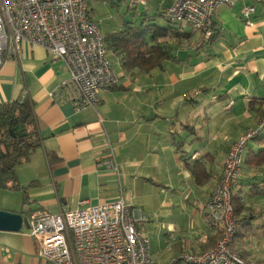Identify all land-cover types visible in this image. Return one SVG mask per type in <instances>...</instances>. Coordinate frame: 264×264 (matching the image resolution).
I'll use <instances>...</instances> for the list:
<instances>
[{
    "label": "crops",
    "instance_id": "0c3cea01",
    "mask_svg": "<svg viewBox=\"0 0 264 264\" xmlns=\"http://www.w3.org/2000/svg\"><path fill=\"white\" fill-rule=\"evenodd\" d=\"M152 1L156 11L144 12L166 28V21L156 18L172 0ZM95 2L89 0L88 12L99 21ZM252 5L255 11L245 23L242 13ZM170 27V55L160 67L126 70L106 49L118 83L99 91L95 109L76 110L61 86L68 76L63 62L41 46L24 42L19 55L3 63L0 104L30 99L42 143L17 166L16 188L2 180L0 209L28 220L35 209L58 213L83 199L98 204L122 197L138 212L143 223L137 222V229L148 238L158 264L215 244L220 234L204 221L205 202L222 174L229 144L264 111V0L219 6L214 14L218 35L201 40L199 48L193 45L197 38L181 37L180 29ZM182 38L193 44H179ZM106 136L118 173L102 164L108 157ZM198 161L209 174L202 184L191 171ZM262 177L264 170L243 165L235 192L248 207L241 223L249 225L231 248L263 264L264 196L249 194L248 185ZM38 252L28 226L0 230V264H48Z\"/></svg>",
    "mask_w": 264,
    "mask_h": 264
},
{
    "label": "built area",
    "instance_id": "2783aa9c",
    "mask_svg": "<svg viewBox=\"0 0 264 264\" xmlns=\"http://www.w3.org/2000/svg\"><path fill=\"white\" fill-rule=\"evenodd\" d=\"M148 1L130 0L129 5L138 7ZM234 3L235 0H172L163 15L173 26L189 25L203 41H208L216 30V9ZM88 5L89 0H0V67L19 55L22 43L41 46L63 62L68 76L61 86L69 92L76 110L95 109L99 91L115 86L118 76L107 56L99 22L90 17ZM254 11L253 5L245 8V23H249ZM263 127L264 115L227 148L221 178L204 207L205 223L220 234L215 244L199 252H181L166 264H259L229 247L236 233L230 198L241 175L248 142ZM105 146L108 157L102 164L118 173L107 136ZM136 213L133 204L122 197L98 204L83 199L76 208L58 213L32 210L28 227L39 243V256L48 264H158L148 238L137 229L140 216Z\"/></svg>",
    "mask_w": 264,
    "mask_h": 264
},
{
    "label": "trees",
    "instance_id": "16d2710c",
    "mask_svg": "<svg viewBox=\"0 0 264 264\" xmlns=\"http://www.w3.org/2000/svg\"><path fill=\"white\" fill-rule=\"evenodd\" d=\"M129 7L131 6L129 5ZM136 9L137 7H131L129 10L136 11ZM164 10L158 15L163 17L168 24L166 28L155 24L154 15L149 16L144 10L142 12L143 15L141 14L143 16L141 21L135 23L125 21L121 29L109 32L108 35L104 36L106 49L119 57L123 69L150 70L154 67H160L164 60L169 58L167 40H158L171 37L169 35L172 32V27L170 26L173 25L164 17ZM134 11L132 12L133 14H135ZM174 27L181 30L177 32V35L190 37L191 32H185L183 26ZM217 35V33H214L209 40H213ZM261 114L264 115V111ZM18 124L22 127L20 134L15 133L14 130ZM263 129L253 138L256 147L252 149L249 144L247 145L243 165L246 164L251 168L264 170ZM41 143L42 136L35 116L34 104L30 99L25 97L0 104V175L4 186L8 188H16L18 186L17 166L27 162L34 151L41 146ZM191 171L198 184H202L209 178V174L205 172L204 166L199 161L194 163ZM236 185L232 189L230 198L236 226V233L229 245L231 250H233L231 245L244 236L249 225V223H241L243 218H239L248 211V207H246L245 202L241 198L240 192H235ZM248 185L250 186L249 194L264 196V177Z\"/></svg>",
    "mask_w": 264,
    "mask_h": 264
},
{
    "label": "rangeland",
    "instance_id": "374dc122",
    "mask_svg": "<svg viewBox=\"0 0 264 264\" xmlns=\"http://www.w3.org/2000/svg\"><path fill=\"white\" fill-rule=\"evenodd\" d=\"M96 1H98V2L94 3L98 7L97 8L98 14L97 13L96 14L98 15V17L100 16V20L99 21L97 20V21L99 22L101 31L104 34V36L108 35L109 34L108 32L110 30L117 29L118 27H123L125 21H131L132 23L141 21V19L143 17L142 12L146 8H148V10H151V12H155L156 11L155 8L158 6L157 1L149 0L147 5H145V6L144 5H138L136 11H134V10H129V9H131V7H129V0H96ZM133 11L135 12V14L132 13ZM158 19L164 20L163 17L156 18V20H158ZM183 30L185 32H191V37H194L197 39H194L195 43L193 44L190 41V39L187 40V39L182 38V40L179 44L186 45L189 43V44L195 45L196 48H199V46H200L199 43L202 40L199 32L193 31V29L189 25H186V24L183 25ZM168 38L169 37L165 38L164 40H166ZM109 54L111 56L110 52H108V55ZM248 144H255L256 145L254 139L250 140L248 142ZM140 223H143V222H138L139 225H140ZM157 257H158V254H157ZM174 259H172L170 261H173Z\"/></svg>",
    "mask_w": 264,
    "mask_h": 264
},
{
    "label": "water",
    "instance_id": "95a60500",
    "mask_svg": "<svg viewBox=\"0 0 264 264\" xmlns=\"http://www.w3.org/2000/svg\"><path fill=\"white\" fill-rule=\"evenodd\" d=\"M15 133L20 134L22 127L20 124L15 126ZM0 184H2V177L0 175ZM28 226V220L24 218L21 214L0 209V230H12L18 231L21 226Z\"/></svg>",
    "mask_w": 264,
    "mask_h": 264
}]
</instances>
